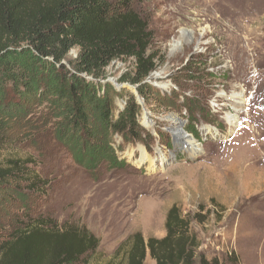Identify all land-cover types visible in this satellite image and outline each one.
I'll return each instance as SVG.
<instances>
[{
    "label": "rangeland",
    "instance_id": "374dc122",
    "mask_svg": "<svg viewBox=\"0 0 264 264\" xmlns=\"http://www.w3.org/2000/svg\"><path fill=\"white\" fill-rule=\"evenodd\" d=\"M133 8L154 32V72L133 84L136 65L121 60L87 79L111 100L115 118L135 105V137L102 130L94 106L88 130L73 131L53 98L14 117L0 111V161L29 160L47 182L43 194L25 185L0 191V244L23 219L43 217L100 240L89 264H120L118 247L135 233L163 239L178 206L202 221L193 224L201 255L264 264V0H134ZM77 56L72 50L64 64ZM174 118L184 138L172 132ZM107 146L124 164L88 167L86 156H105ZM145 264L156 263L148 255Z\"/></svg>",
    "mask_w": 264,
    "mask_h": 264
},
{
    "label": "trees",
    "instance_id": "16d2710c",
    "mask_svg": "<svg viewBox=\"0 0 264 264\" xmlns=\"http://www.w3.org/2000/svg\"><path fill=\"white\" fill-rule=\"evenodd\" d=\"M133 1L0 0V111L14 117L36 99L53 98L63 104L65 125L73 131L88 130V106H94L102 130L135 137V105L115 118L111 100L99 97L95 82L87 79L98 80L121 60L134 61L133 84L154 72L156 55L149 53L154 32ZM72 50L78 56L69 67L64 61ZM105 151L109 154L91 151L85 159L88 167L97 168L105 161L115 167L124 164L114 156L113 147ZM31 166L29 160L0 161V191L25 185L30 193L43 194L47 182ZM194 223L202 221L173 206L163 239L146 241L135 233L118 247L113 260L145 264L150 255L156 264H239L233 253L222 262L201 255ZM99 247L100 240L86 227L27 217L0 244V264H89Z\"/></svg>",
    "mask_w": 264,
    "mask_h": 264
},
{
    "label": "bare ground",
    "instance_id": "6f19581e",
    "mask_svg": "<svg viewBox=\"0 0 264 264\" xmlns=\"http://www.w3.org/2000/svg\"><path fill=\"white\" fill-rule=\"evenodd\" d=\"M182 37L185 38V37H189L190 39L192 38V33H190L189 31H182ZM182 45L184 46L182 40L180 42L176 41L174 42V44L172 45V49L175 51L177 49H179L180 47H182ZM237 99H241L240 97L239 98H235L233 101L235 102V105H233V109L234 110H240V107L242 105V102H239ZM174 122H173V130L172 132L179 136L180 138H184V134L182 133V124L181 122H179V119L177 118H174L173 119ZM227 121H228V124L229 125H235L238 123V118L236 115H234L233 113L229 114L228 117H227ZM186 142L189 143V145L192 147V148H195V147H198V143L197 142H194V141H190V140H187ZM197 149V148H196Z\"/></svg>",
    "mask_w": 264,
    "mask_h": 264
}]
</instances>
